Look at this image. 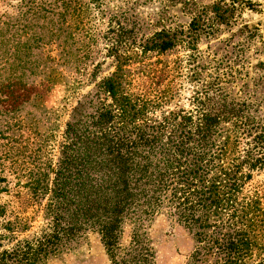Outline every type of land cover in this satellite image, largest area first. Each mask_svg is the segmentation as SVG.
<instances>
[{"label": "rangeland", "instance_id": "rangeland-1", "mask_svg": "<svg viewBox=\"0 0 264 264\" xmlns=\"http://www.w3.org/2000/svg\"><path fill=\"white\" fill-rule=\"evenodd\" d=\"M160 32L181 42L163 54L144 52ZM125 61L132 91L169 93L163 109H215L221 121L232 109L264 131V0H0V234L10 222L14 237L0 241V253L40 233L46 199L27 182L37 167L56 166L66 122L80 104L94 110L97 86ZM54 74L59 82L49 83ZM245 189H264V169ZM171 214L162 208L144 222L154 264H189L196 243ZM131 231L124 226L122 247ZM109 263L100 235L89 231L46 264Z\"/></svg>", "mask_w": 264, "mask_h": 264}, {"label": "trees", "instance_id": "trees-1", "mask_svg": "<svg viewBox=\"0 0 264 264\" xmlns=\"http://www.w3.org/2000/svg\"><path fill=\"white\" fill-rule=\"evenodd\" d=\"M220 9L213 7L222 20ZM179 42L160 32L143 51L163 54ZM186 48L194 53L193 45ZM126 65L97 86L93 111L84 104L75 109L56 166L37 167L27 182L35 198L46 199L45 224L38 235L2 251L0 264H46L89 231L100 235L109 264H154L144 222L162 208L193 235L189 264H209L213 256L211 264H264V189H245L253 171L264 169V131L232 109L222 121L215 109H163L169 93L132 91ZM55 76L49 83L59 82ZM55 111L49 115L57 120ZM126 225L131 241L122 247ZM2 228L8 234H0V241L14 238L10 222Z\"/></svg>", "mask_w": 264, "mask_h": 264}]
</instances>
